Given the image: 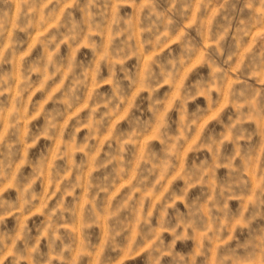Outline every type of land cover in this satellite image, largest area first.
<instances>
[{"label": "clouds", "instance_id": "1", "mask_svg": "<svg viewBox=\"0 0 264 264\" xmlns=\"http://www.w3.org/2000/svg\"><path fill=\"white\" fill-rule=\"evenodd\" d=\"M0 264H264V0H0Z\"/></svg>", "mask_w": 264, "mask_h": 264}]
</instances>
